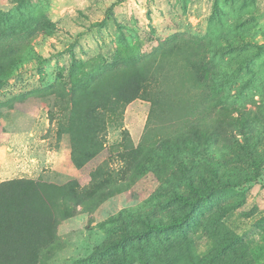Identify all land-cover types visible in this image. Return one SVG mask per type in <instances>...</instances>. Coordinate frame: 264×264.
<instances>
[{"label":"rangeland","instance_id":"obj_1","mask_svg":"<svg viewBox=\"0 0 264 264\" xmlns=\"http://www.w3.org/2000/svg\"><path fill=\"white\" fill-rule=\"evenodd\" d=\"M139 67L100 142L78 132L77 168L70 87ZM91 171L112 194L39 264H264V0H0V181Z\"/></svg>","mask_w":264,"mask_h":264},{"label":"trees","instance_id":"obj_2","mask_svg":"<svg viewBox=\"0 0 264 264\" xmlns=\"http://www.w3.org/2000/svg\"><path fill=\"white\" fill-rule=\"evenodd\" d=\"M144 74L143 67L111 75L95 68L85 80H81L88 89L83 95L78 94L76 86L70 87V110L61 114V120L57 122V138L61 133L70 134L77 168L82 167L76 159L80 142L78 132L81 137L87 135L100 142L107 121L119 112L122 104L142 94L147 83ZM106 83L108 87H104ZM156 100L157 97L151 99V108L156 105ZM52 121L53 117H50L49 122ZM226 129L223 124L219 125L223 134H227ZM89 176L87 186H81L75 179L63 183L42 178L0 181V264H39L41 257H48L56 251L59 246L56 232L62 220L73 216L76 211L92 210L112 194L111 188L116 185L109 175H96L91 171ZM190 187L200 197L194 186ZM103 195L106 197H101ZM174 225L161 223L158 227Z\"/></svg>","mask_w":264,"mask_h":264}]
</instances>
